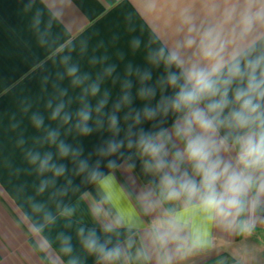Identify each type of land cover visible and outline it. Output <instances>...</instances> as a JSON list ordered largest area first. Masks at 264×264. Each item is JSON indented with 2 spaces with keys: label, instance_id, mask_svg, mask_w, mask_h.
<instances>
[{
  "label": "crops",
  "instance_id": "crops-1",
  "mask_svg": "<svg viewBox=\"0 0 264 264\" xmlns=\"http://www.w3.org/2000/svg\"><path fill=\"white\" fill-rule=\"evenodd\" d=\"M189 5L200 7L199 0H0V264H69L72 258L77 264H100L82 248L78 226L95 228L103 241L102 222L120 223L113 243L130 235L135 251L141 242L147 243L152 224L170 214L185 225L181 235L187 241L198 235L210 241L208 248L187 257L174 255L172 264H264V212L245 217L253 228L241 234L209 222L180 202L148 210L141 193L155 178L142 172L137 158L132 170L123 165L110 170L102 159L100 170L114 176L107 185L103 177L92 181L88 171H79L80 160L92 165L101 159L96 150L111 138L106 116L103 128L97 126L102 117L96 111L99 102L108 93L102 112H110L125 79H131L133 109L147 103L136 97V70L151 69L153 82L164 74L163 65L157 68L149 62V53L171 43L180 11ZM72 65L79 68L77 77L90 78L74 84L75 77L66 72ZM93 83L100 89L95 96ZM60 104V116L52 119ZM89 105L93 131L83 135L76 126L77 113ZM118 115L123 127L124 112ZM172 120L170 114L167 127ZM152 123H145V130ZM123 135L121 131L117 139ZM61 141L72 149L67 157L60 156ZM77 150H82L80 155ZM47 154L51 160L42 171L40 162ZM34 155L39 156L35 163ZM52 165L66 170L56 175ZM69 207L74 213L61 215ZM61 234L71 236V254L60 251Z\"/></svg>",
  "mask_w": 264,
  "mask_h": 264
},
{
  "label": "clouds",
  "instance_id": "clouds-1",
  "mask_svg": "<svg viewBox=\"0 0 264 264\" xmlns=\"http://www.w3.org/2000/svg\"><path fill=\"white\" fill-rule=\"evenodd\" d=\"M199 4L198 10L195 5L181 9L171 43L149 53V62L157 68L163 65L164 74L153 82L151 69L136 70V97L147 101L142 108L132 107L131 79H125L121 97L113 102L110 112H102L109 99L105 93L96 108L102 113L97 126L103 128L106 116L111 138L96 150L101 159L92 165L87 159L80 160L79 171H88L92 181L103 177L107 185L114 176H105L100 170L102 159H107L110 170L122 165L132 170L137 158L142 172L155 178L141 193L148 210L180 202L226 230L250 233L253 225L245 217L264 212V0H199ZM134 46H139L138 40ZM114 70L113 66L109 74ZM78 71L76 65L66 69L68 76L75 77L74 84L90 78L88 74L83 79L77 77ZM99 90V84L91 85L93 96ZM63 107L57 106L52 119L60 116ZM170 114L171 128L166 124ZM77 115L80 132L90 134L91 106ZM152 121L155 123L145 130L143 125ZM40 124L42 120L37 121V126ZM121 131L124 135L117 139ZM58 148L61 157L72 151L63 141ZM112 156L118 159H110ZM37 159L38 155L32 156L33 163ZM50 160L51 154L41 160L42 171ZM52 168L56 175L66 170L64 165ZM74 211L65 208L61 215L71 216ZM122 226L102 222L103 241L95 228L78 226L77 238L100 264H150L153 259L156 264H172L174 255L187 257L210 246V241L199 235L191 242L183 238L185 225L176 215L153 223L147 243L141 242L135 251L130 235L113 243L112 236L119 237ZM61 236L60 251L71 254V236ZM69 264H77V258Z\"/></svg>",
  "mask_w": 264,
  "mask_h": 264
},
{
  "label": "built area",
  "instance_id": "built-area-1",
  "mask_svg": "<svg viewBox=\"0 0 264 264\" xmlns=\"http://www.w3.org/2000/svg\"><path fill=\"white\" fill-rule=\"evenodd\" d=\"M262 226H263V228H264V219L262 220Z\"/></svg>",
  "mask_w": 264,
  "mask_h": 264
}]
</instances>
